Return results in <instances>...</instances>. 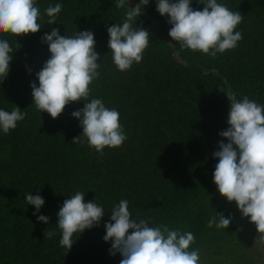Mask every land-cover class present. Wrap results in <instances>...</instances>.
Segmentation results:
<instances>
[{
  "label": "trees",
  "instance_id": "16d2710c",
  "mask_svg": "<svg viewBox=\"0 0 264 264\" xmlns=\"http://www.w3.org/2000/svg\"><path fill=\"white\" fill-rule=\"evenodd\" d=\"M217 2L242 15L235 29L242 39L235 48L215 57L181 49L168 34L167 17L156 11V0H149L137 21L151 32L149 44L142 61L126 71L118 70L107 47V26L124 19L116 0H35L43 17L37 21L44 26L40 31L0 33L16 50L0 82V109L18 105L27 113L15 129L0 130V264H119L122 257L109 254L111 242L103 236L110 209L122 199L133 219L191 231L196 239L189 250L200 249L199 264L258 263L248 249L261 234L235 201L217 191L218 158L212 153L220 140L227 143L219 133L229 127L230 102L220 89L230 87L237 99L248 96L264 105V0ZM57 3L62 11L47 26L44 10ZM191 6L204 7L198 0ZM52 27L68 36L93 31L101 58L88 99L100 98L119 112L127 136L120 147H105L101 155L86 141L72 143L82 128L71 113L83 108V100L70 102L57 118L32 103L30 82L39 85L35 73L51 55L41 37ZM76 191L85 193V202L101 205L105 216L99 226L74 233L67 251L59 244L56 213ZM31 192L44 198L37 215L48 216L49 223L33 215L35 206L25 199ZM218 212L232 217L227 229L207 226ZM46 229L55 235L45 239Z\"/></svg>",
  "mask_w": 264,
  "mask_h": 264
},
{
  "label": "clouds",
  "instance_id": "9594fccd",
  "mask_svg": "<svg viewBox=\"0 0 264 264\" xmlns=\"http://www.w3.org/2000/svg\"><path fill=\"white\" fill-rule=\"evenodd\" d=\"M198 3L204 5L202 10L194 9L192 0H156V11L166 16L171 25L168 34L172 40L179 43L181 49L200 51L212 57L235 48L242 39V33L235 31L242 21L240 12L229 10L217 0H198ZM148 4L149 0H138L134 5L130 0H116L115 6L125 9L124 19L122 23L107 26V47L120 71L130 69L134 62L138 64L143 59L151 32L137 21ZM62 8L63 5L57 3L44 10L47 26L56 23ZM38 18L43 17L35 0H0V33L10 32L16 37L37 33L44 27L37 22ZM41 41L47 44L51 55L35 73L39 85L36 81L30 82L36 110L57 118L70 102L83 100V108L71 113L82 128V133L75 136L72 143L86 141L101 155L105 147H120L127 136L119 122V112L106 107L100 98L88 99L89 85L99 77L97 61L101 58L95 50L93 31H77L68 36L52 27ZM15 51L7 39H0V82L8 77ZM27 71L31 74L32 69L28 67ZM219 91L225 93L230 102L229 127L219 133L227 138V143L220 140L219 150L212 153L218 158L213 181L220 195L228 202L235 201L242 217L250 218L256 225L264 242V105L248 96L237 99L230 87ZM26 116L18 105L11 111L0 109V130L7 134ZM25 199L27 204L35 206L33 215H37L45 203L41 195L32 192L26 194ZM110 211V220L104 224L103 240L111 242L110 255L120 254L119 264H199L200 249L189 250L196 239L191 231L163 223L150 226L147 219H133L126 199L120 200ZM56 215L62 236L59 244L68 251L74 243L73 234L99 226L105 209L94 199L85 202V193L76 191L63 201ZM37 219L44 223L50 220L43 214L37 215ZM231 220V216L226 218L219 213V218L213 216L207 226L227 229ZM54 235L55 232L45 230V239Z\"/></svg>",
  "mask_w": 264,
  "mask_h": 264
},
{
  "label": "rangeland",
  "instance_id": "374dc122",
  "mask_svg": "<svg viewBox=\"0 0 264 264\" xmlns=\"http://www.w3.org/2000/svg\"><path fill=\"white\" fill-rule=\"evenodd\" d=\"M248 254L258 262L257 264H264V244L261 242V237L259 241H254L253 247L248 249ZM247 263L249 264V261Z\"/></svg>",
  "mask_w": 264,
  "mask_h": 264
},
{
  "label": "flooded vegetation",
  "instance_id": "af4514ba",
  "mask_svg": "<svg viewBox=\"0 0 264 264\" xmlns=\"http://www.w3.org/2000/svg\"><path fill=\"white\" fill-rule=\"evenodd\" d=\"M257 262V261H256Z\"/></svg>",
  "mask_w": 264,
  "mask_h": 264
}]
</instances>
